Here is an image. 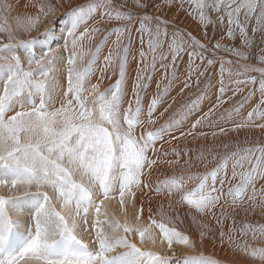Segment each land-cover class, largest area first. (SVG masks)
I'll return each mask as SVG.
<instances>
[{"label": "snow or ice", "instance_id": "obj_1", "mask_svg": "<svg viewBox=\"0 0 264 264\" xmlns=\"http://www.w3.org/2000/svg\"><path fill=\"white\" fill-rule=\"evenodd\" d=\"M172 3L163 0L161 7ZM185 4L187 14L205 29L203 40L169 28L160 16L140 14L148 6L146 0H134L135 11L128 0H86L65 13L67 23L60 33L63 45L54 48L56 33L51 29L43 34V42L20 39L21 34L34 30L40 16H12V5L0 0V36L4 37L0 38V188L9 192L0 196V264H171L168 258L133 243L130 237L137 235L142 245H155L159 239L169 249L182 245L196 250L197 241L175 227V221L182 217H171L163 205L158 213L161 219L157 221L150 214L148 227H130L111 218L105 201L114 199L117 192L121 210L125 197H135L138 192L166 196L170 209L175 198L176 207L187 206L185 215L191 217L201 244L212 232L204 218L211 217L220 227L222 242L227 238L233 251L254 264H264V246L254 247L247 239L250 235L253 241L264 240V223L236 220L241 212L247 216L259 210L264 215V143L237 146L223 155L211 154L215 166L202 174L185 175L187 170H182L179 176L151 179L160 160L157 145L168 142L165 138L169 136L177 139L173 133L182 129L202 98L197 94L154 127L159 119L154 118L155 113L180 79L179 62L185 56L187 79L181 93L194 85L199 93L210 87L209 77L218 64L220 102L192 123L187 133L181 131V136L207 139L208 134L197 131L198 127L218 129L211 133L213 138L253 126L264 129V54L253 65L248 63L250 52L245 51L253 48L249 24L255 23L253 34L264 32V0H180L181 9ZM34 6L44 18L57 11L56 4ZM210 13H215L214 19ZM97 17V25L116 26L89 28V22ZM209 25L220 30V40L214 44L206 31ZM237 34L241 47L222 43L235 40ZM61 47L68 53L66 90H61L57 76L64 63ZM37 49L42 55L36 54ZM130 64L135 65L131 77ZM97 71L99 79L91 84ZM105 73H109L107 79H115L101 89ZM154 74L160 77L155 81L156 92L145 104ZM226 80L235 85V92L243 90L241 85H258L259 103L238 122V108L212 119L222 107ZM171 107L168 105L160 117ZM225 122H231L230 130L223 126ZM220 147L227 150L230 145L222 143ZM175 155V161H167L169 167L179 164L180 153ZM208 159L204 151L197 156L199 162ZM25 212L31 218L27 227L13 218ZM90 219L94 247L80 237L82 231H88ZM136 219L139 221V215ZM228 221L231 223L225 232ZM153 228L159 230L158 236ZM237 235L243 242L235 239ZM177 264L218 261L201 252L183 257Z\"/></svg>", "mask_w": 264, "mask_h": 264}, {"label": "bare ground", "instance_id": "obj_2", "mask_svg": "<svg viewBox=\"0 0 264 264\" xmlns=\"http://www.w3.org/2000/svg\"><path fill=\"white\" fill-rule=\"evenodd\" d=\"M130 1V0H129ZM134 1V0H133ZM148 1V0H147ZM152 0H150L151 2ZM163 1V0H162ZM7 3L12 5V16H31L36 18L38 15L43 17L42 14L39 13L38 7L34 6L38 3H45V4H56L57 11L56 14L49 15L47 20H52L54 17L60 15H65L68 11H70L71 7H75L81 3L86 2V0H6ZM116 3H122L123 0H115ZM141 2H145V0H141ZM154 2V0H153ZM63 4L61 7L60 4ZM134 3V2H133ZM130 4V3H129ZM162 4V3H161ZM175 4V3H173ZM131 5V4H130ZM177 5V4H175ZM133 6V5H131ZM130 6V7H131ZM156 7V6H155ZM154 7V8H155ZM168 7V6H167ZM135 11V7L131 8ZM179 9V8H178ZM125 10H129V8H125ZM144 10V9H143ZM146 10V8H145ZM158 13L152 14V16H160L161 18L168 21L169 28H178L185 33H192V35L196 36L198 39L203 40L204 31L197 22L194 20H190L184 17L182 14L172 12V19L167 17L164 13L167 12V9H159L157 8ZM150 11V10H149ZM155 11V10H154ZM156 12V11H155ZM144 13L140 10V14ZM150 13V12H149ZM154 13V12H153ZM215 16V15H214ZM213 17V16H212ZM214 18V17H213ZM43 19V18H42ZM54 20V19H53ZM52 20V22H53ZM99 20V17L96 18L94 21H90L88 27L92 28L94 25L100 27L101 29H108L114 27V24L108 23H100L96 24V21ZM41 26V25H40ZM39 27V26H38ZM211 26L207 28L208 37L211 39V42L214 44L217 40H220V31H211ZM83 29H81L82 31ZM215 30V29H214ZM34 31L32 30L28 34H21L20 39L23 40H30L34 39ZM261 35H264V32H261ZM251 35V32H249ZM213 35V36H211ZM253 36V34H252ZM0 38H4L0 36ZM222 43H226L227 46H234V43L230 40L222 41ZM58 45V44H57ZM87 45V41L85 42ZM239 46V45H238ZM237 46V48H239ZM253 50H248L253 55L255 54V58H251L248 63L253 65H257L258 61L256 56H260L264 54V50L261 53H256L255 47L252 48ZM260 49V48H259ZM263 49V48H261ZM247 50V49H245ZM105 54L107 53V49L105 48ZM251 54V55H252ZM219 55H224L227 59H234L233 57L228 56L227 53H219ZM64 56V55H63ZM68 58V57H67ZM67 58H64L65 66L60 65V73L65 77V79L59 78L61 84V90H66L67 88V74H65V68L67 67ZM187 57L185 56L183 60L179 62V74L180 79H178L172 87L169 89L167 96L164 98V103L159 106L158 111L155 113L154 118L159 117L157 124L154 127H158L160 124L164 123L169 116H171L176 109H180L183 105L189 104L193 99H195L197 94H200L202 98L198 102V106L195 110H193L190 115L188 116L189 119H192V114L194 113H201L200 117L205 113L208 112L209 108L217 104L218 102V95H219V88H220V75H219V65L217 64L215 67V72L210 75L211 79V86L206 88L202 93H199V90L195 87H192L191 90H185L184 93H181L180 89L183 87L184 81L187 79ZM162 72V70H160ZM130 77L135 75V65L130 64L129 67ZM109 73H105V79L100 83L101 89L108 87L112 82H114L115 77L112 80L107 79ZM100 73H97L92 77L91 84H96L99 79ZM160 77L158 74H154V80L150 83L147 94L144 96V102L148 99V93L152 95L156 92V83L155 81L158 80ZM243 89L241 92H235V85L229 83L227 80L225 81V93L222 96V107L214 114L212 119H215L219 116L220 113L225 112V110H234L239 109L240 116L236 117L237 122L247 116V113L255 107L260 101V94L256 96V88L258 85L254 87H244L241 85ZM251 93V94H250ZM247 95L246 98L243 96ZM257 97V98H256ZM246 101L245 103H243ZM59 105V103L57 102ZM171 105L172 107L169 108L168 112L165 113L163 117H160V113L164 111L165 108ZM59 107V106H58ZM199 115V114H196ZM194 121H190V123H194ZM189 123V124H190ZM259 123V121H258ZM223 126L227 129L232 128L231 122L223 123ZM217 131L218 129H213L209 127H203L197 129V131H203L208 134V138L205 139L204 137L197 136L195 139L193 136H181V131L187 133L189 131L187 123L183 124L182 129L177 130L173 133V136L177 137V139H173L172 136L166 137V141L163 143L162 146L157 145L158 152L160 154V160L157 165H154L158 171L154 172L151 179L155 181L156 179H164L165 176L176 175L179 176L182 174V170H187L184 172L185 175L187 174H197V173H204L206 171H210L213 168L214 162L211 161V154L223 155L225 151L231 152L235 151L236 147L239 146L241 148L252 146L256 142L264 143V129H260L258 127H249L244 129H239L237 132L229 131L227 136L220 135L219 138H213L211 133L213 131ZM257 138V140L255 139ZM222 143H228L230 147L225 150L224 148L220 147ZM255 145V144H254ZM209 149H211V153H209ZM167 152L168 155L165 157L163 156V152ZM204 151L206 155L209 156V159L204 162H199L197 160L198 154ZM180 153L179 157V164L175 167H169L167 161H175L177 159L175 153ZM187 153V155H184ZM155 158V157H154ZM187 161V163H186ZM205 164L207 167H205ZM230 175V171H229ZM191 186V185H190ZM4 189V188H3ZM31 190H35L32 188ZM5 191V190H4ZM6 194L3 193L0 189V195ZM9 193H7L8 195ZM116 195V194H115ZM118 197V195H117ZM118 199V198H117ZM116 197L114 199L105 201V206L107 207L109 216L116 220H119L121 224L127 222V224L132 227H136L140 225L142 227H148L150 224V214L154 217L157 221L161 219L158 213L161 210V205H163V210L167 212L168 215L175 218L177 215L182 217V220L175 221V227L183 231L185 234L190 235V238L197 241L196 250L193 252L192 250L182 246V245H173L171 249H169L166 242L161 243L158 239L153 245L152 243L141 244L139 236L130 237L133 243H136L138 247H142L143 250H150L158 254H170L173 256L175 253L181 255H199L201 252L207 256L211 257L218 261V264H254V262L247 256L243 255L240 252L233 251L229 247V241L227 238L224 239L222 242L220 239V227L216 224V221L211 217L204 218L205 222L209 224L212 229V232L204 239L203 243L199 242L200 237L199 233L196 229L192 226V220L189 215H185L188 212L187 206L184 207H176L175 206V198L172 200L173 207L169 208V199L166 196H155L152 193H148L147 195H141L139 192L135 197H128L126 196L124 199V208L121 210L120 207V200H117ZM219 209H217V212ZM137 215H139V221L136 219ZM30 216V215H29ZM14 219H20L25 227L27 226V217L25 215H21L19 217L13 216ZM236 220L239 222L251 223V224H261L264 223V215H261L259 210L255 212L245 215L243 212L240 215L236 216ZM89 225L91 226V219L89 220ZM231 221H228L224 226V231L227 232L228 225ZM88 225V228H89ZM169 227L173 225H168ZM91 228V227H90ZM88 235L87 232H81L80 237L87 243H92L94 239V234ZM154 235H159V230L156 228L152 229ZM235 239L240 240L243 242V239L237 235ZM248 242L255 246H264V240L257 239L253 241L251 236L247 238Z\"/></svg>", "mask_w": 264, "mask_h": 264}, {"label": "rangeland", "instance_id": "obj_3", "mask_svg": "<svg viewBox=\"0 0 264 264\" xmlns=\"http://www.w3.org/2000/svg\"><path fill=\"white\" fill-rule=\"evenodd\" d=\"M134 1L133 0H128V5L129 6H131V5H133V6H131V8H133L134 7V3H133ZM146 2H147V7H146V10H145V8H144V10L142 9V11L145 13H148L149 15H151V13L152 14H155V13H158V10H157V8H159V9H167V12L166 13H164L167 17H169V18H171L172 19V12H175V13H179V14H182L184 17H186V18H188V14H187V11L185 10V9H187V7H188V5L187 4H185L184 5V9H181L180 8V0H173V3H175V4H177V5H175V4H173L172 3V5L169 7H167L166 5L165 6H163V7H161V5L163 4V1L162 0H154V2H153V0L150 2V0H146ZM131 5H130V4ZM143 3V2H142ZM162 3V4H161ZM156 6V7H155ZM155 7V8H154ZM179 8V9H178ZM150 10V11H149ZM156 12H155V11ZM150 12V13H149ZM154 12V13H153ZM143 14V13H142ZM215 13H210V16L212 17H214L215 18ZM212 17V18H213ZM43 18V19H42ZM164 18V17H163ZM213 18V19H214ZM48 18H44V17H40V21H39V23L36 25V27L34 28V30H36V31H34V36H35V40H37L38 42H43V40H44V33H45V31L46 30H48V29H51L52 30V32H55L56 33V36H55V38H54V42L52 43V46L55 48V47H57V44L58 45H60V46H62L63 45V41L60 39V33L63 31V29H64V26H65V24L67 23V20H66V17H65V15H58V16H56V17H54L52 20H53V22H52V20H47ZM189 19L192 21V20H194L191 16H189ZM195 22H197L196 24H198V21L197 20H194ZM41 25V26H40ZM39 26V27H38ZM211 26V31H216V30H218V31H220L219 30V28H214L212 25H210ZM255 26V23L253 22V23H251V24H249V26H248V35H249V37L252 39V41H253V48L255 47V51H256V53H261V51H263L264 50V39H262V37H264V35H261V33H260V31L258 30L255 34H253L252 33V31H251V29H252V27H254ZM174 28H176V27H174ZM215 29V30H214ZM249 32H251V35L249 34ZM220 33V32H219ZM252 34H253V36H252ZM211 36H213V35H211ZM48 39H49V41H53V37L52 36H49L48 37ZM230 41H232V43H234V47H237L238 45L241 47V45H240V40H239V35L237 34V37H236V39L235 40H230ZM238 46V47H239ZM229 47H231V46H229ZM233 47V46H232ZM260 48V49H259ZM261 48H263V49H261ZM251 50H253V49H251ZM245 51H248V50H245ZM60 52H61V54H63L64 55V58H67L68 57V53L67 52H64L63 51V49H62V47H61V49H60ZM36 54L39 56V55H42V52L41 51H39V49H37L36 50ZM252 53H250V57L253 59V58H255V54L253 55H251ZM258 56H256V58H257ZM22 60H23V63H24V66L25 67H27L28 65H27V61L26 60H24V58H23V56H22ZM66 62H67V60H66ZM63 66H65V63H63ZM60 67V66H59ZM65 74H67V67L65 68ZM57 76L59 77V78H62V79H65V77L60 73V71L57 73ZM248 87H253V86H248ZM0 91H2V85H0ZM259 92L258 91H256V96L258 95L259 96V94H258ZM246 96L247 95H244L243 97L244 98H246ZM257 96V97H258ZM151 97H152V94L151 93H148V99L144 102L145 104L151 99ZM256 97V98H257ZM260 98V97H259ZM246 101H244L243 103H245ZM56 106L58 107L59 105L58 104H56ZM196 114H199V115H196ZM200 115H201V113H194V114H192V119H189L188 117L186 118V120H185V122L184 123H187V125H188V128L190 129L191 128V124L192 123H190V121H194L196 118H198V117H200ZM194 117H196V118H194ZM190 123V124H189ZM255 139L257 140V138L255 137ZM258 142H256V143H254V144H257ZM259 143H262V142H259ZM254 144L252 145V146H254ZM159 145V144H158ZM159 146H161V145H159ZM1 190H2V192L4 193H6V194H1L0 196H7V193H9L8 192V190L7 189H3V188H0ZM5 190V191H4ZM13 191H15V190H13ZM32 191H35V190H32ZM9 195V194H8ZM117 195H118V197H117ZM115 197H116V199L117 200H120V197H119V193L117 192L116 193V195H115ZM132 227H133V225H132ZM118 252L119 251H124V249H118L117 250ZM156 254H158V253H156ZM159 256H161V257H166V258H169V259H172V260H170V261H172L174 264H177V262L179 261V260H181L183 257H186V256H191V255H187V254H185V255H181V254H178V253H175L173 256L171 255V253L170 254H167V255H165V254H158ZM172 263V264H173Z\"/></svg>", "mask_w": 264, "mask_h": 264}]
</instances>
